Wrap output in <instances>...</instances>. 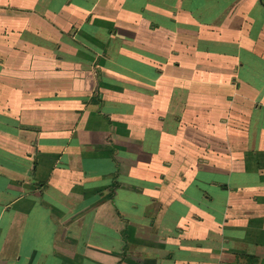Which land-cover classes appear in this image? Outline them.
I'll list each match as a JSON object with an SVG mask.
<instances>
[{
    "label": "crops",
    "instance_id": "0c3cea01",
    "mask_svg": "<svg viewBox=\"0 0 264 264\" xmlns=\"http://www.w3.org/2000/svg\"><path fill=\"white\" fill-rule=\"evenodd\" d=\"M0 264H264V0H0Z\"/></svg>",
    "mask_w": 264,
    "mask_h": 264
}]
</instances>
